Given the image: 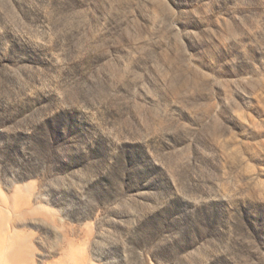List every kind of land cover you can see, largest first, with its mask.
<instances>
[{"label": "rangeland", "instance_id": "rangeland-1", "mask_svg": "<svg viewBox=\"0 0 264 264\" xmlns=\"http://www.w3.org/2000/svg\"><path fill=\"white\" fill-rule=\"evenodd\" d=\"M0 200L32 264H264V0H0Z\"/></svg>", "mask_w": 264, "mask_h": 264}, {"label": "bare ground", "instance_id": "bare-ground-1", "mask_svg": "<svg viewBox=\"0 0 264 264\" xmlns=\"http://www.w3.org/2000/svg\"><path fill=\"white\" fill-rule=\"evenodd\" d=\"M22 199H14L13 209L21 205ZM5 207L7 203L0 200ZM5 216L2 207L0 208V264H32L30 261V249L22 235L5 225ZM73 251H66L64 259L57 264H75Z\"/></svg>", "mask_w": 264, "mask_h": 264}]
</instances>
